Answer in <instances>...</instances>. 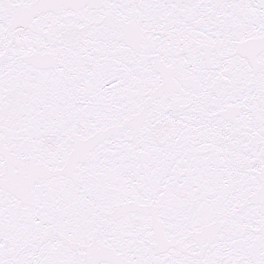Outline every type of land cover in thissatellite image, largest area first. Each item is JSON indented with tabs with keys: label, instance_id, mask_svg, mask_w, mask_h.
<instances>
[{
	"label": "snow or ice",
	"instance_id": "obj_1",
	"mask_svg": "<svg viewBox=\"0 0 264 264\" xmlns=\"http://www.w3.org/2000/svg\"><path fill=\"white\" fill-rule=\"evenodd\" d=\"M0 264H264V0H0Z\"/></svg>",
	"mask_w": 264,
	"mask_h": 264
}]
</instances>
